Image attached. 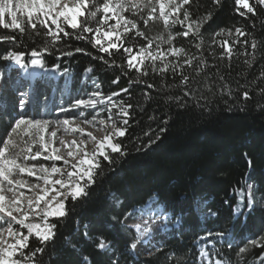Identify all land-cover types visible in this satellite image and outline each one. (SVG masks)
I'll return each instance as SVG.
<instances>
[{
    "label": "trees",
    "instance_id": "trees-1",
    "mask_svg": "<svg viewBox=\"0 0 264 264\" xmlns=\"http://www.w3.org/2000/svg\"><path fill=\"white\" fill-rule=\"evenodd\" d=\"M249 4L256 7L257 15H241L246 9L236 0H220L219 4L190 0L185 8L191 20L211 13L202 23L200 36L176 39L177 48L195 57L192 66L184 62L186 56L171 57L168 62L181 67L176 73L169 67L161 74L153 72L150 61H145L148 75L139 77L143 81L139 84H129L138 73L127 67L123 49L119 53L112 50V56L98 52L88 40L75 38L77 30L66 27L73 35L61 34L51 54H43L45 70L31 65L30 53L42 51L47 38L35 35L36 30L27 25L25 34L0 27V36H15L17 40L15 44L0 42V79L14 67V61L2 59L3 55L22 52L30 75L20 81L24 88H34L37 97H49L54 103L61 99L63 104L72 105L93 92L107 97L128 88L113 100L133 105L128 131L119 138L127 154L121 157L113 153L112 164L102 161V170L87 188L88 194L75 202L69 200L68 214L52 220L57 225L56 235L43 245L45 252L38 254L42 264H84L85 256L88 264H111L114 258L119 264H215L216 260L223 264H264V247L249 244L246 253L237 255L250 239L264 237V7L256 0H249ZM91 24L96 26L95 21ZM236 27L247 34L237 37L238 43L231 42V58L224 46L211 47L206 53L200 50L207 33L221 29L235 33ZM253 40L258 45L255 51ZM146 43L134 33L126 34L125 46L138 48ZM76 48L86 52H75ZM62 51L74 54L63 56ZM99 56L115 64L94 58ZM156 66L160 67V61ZM89 67L91 72L87 71ZM181 70L189 76V83L196 85L192 97H185L177 86ZM45 71H53V75L46 77L44 85L33 86L37 75ZM147 84L155 87L148 88ZM244 92L249 93V99H243ZM3 103L7 107L8 102ZM115 111H105L106 117ZM151 140L155 143L147 146ZM248 184L255 187V201L250 208L247 196L241 203L238 195L239 191L247 193ZM155 198V208L163 209L171 229L154 253L139 257L129 247L136 234L123 221L128 213L144 208ZM215 233L225 235L221 238ZM100 237L109 243V250L96 248ZM202 245L210 253V263L201 261ZM37 246L38 241L32 237L30 247Z\"/></svg>",
    "mask_w": 264,
    "mask_h": 264
},
{
    "label": "snow or ice",
    "instance_id": "snow-or-ice-1",
    "mask_svg": "<svg viewBox=\"0 0 264 264\" xmlns=\"http://www.w3.org/2000/svg\"><path fill=\"white\" fill-rule=\"evenodd\" d=\"M189 3L190 0H0V27L12 31L18 30L21 34H25L27 25L28 29L36 30L35 35L47 38L42 51L37 49L30 53L31 65L41 69H45L43 54L50 53V50L61 40V34L63 36L73 35L65 30L66 27L77 30L75 38L88 40L98 52L112 56L114 55L112 50L119 53L123 49L127 54V67L134 68L138 73L137 78L129 80V84H139L143 82L139 77L148 75L145 61H150L149 66L153 72L158 71L161 74L167 72L169 67L173 73H176L181 67L178 63L166 62L169 55L186 56L188 58L184 62L192 66L195 57H189L182 47L173 46V41L177 36L187 37L190 33L199 36L200 25L210 18L211 13L197 20H191L190 12L184 8ZM213 3L219 4L220 0H213ZM236 4L246 9V13H241V15L246 16L247 13L257 15L256 7L250 5L249 0H236ZM256 4L264 7V0H256ZM145 9H148L146 18L140 15ZM182 9L183 18L181 19ZM128 12L133 16H139L145 27L149 21L159 18L163 21L165 30H168L170 25L176 24H186V30L175 34L168 31L167 38L163 35L149 38L140 30L136 20L125 15ZM98 16L99 19H97ZM173 16L175 19H172ZM5 17H9L10 22H6ZM80 17L83 19H79ZM92 21H95V27L92 26ZM109 21H115V23L110 24ZM40 29H46V31L41 32ZM130 32H134L136 37H141L147 43L138 48L133 44L125 46L126 34ZM224 32L225 29H221L215 33V36H220ZM86 33L95 35L86 36ZM228 34L232 35L231 30H228ZM235 34L239 38L247 33L240 27H236ZM3 41L17 43L16 37L10 35L0 36V42ZM104 41L107 43L105 44ZM238 42L239 39L234 40L233 44ZM162 43L168 44L169 47L162 49ZM220 44L225 46L228 41H221ZM251 47L254 51L257 49L258 45L255 40L252 41ZM134 48H136L135 51ZM75 52H86V50L76 48ZM225 52L231 58V47H226ZM73 54V51L61 52L63 56ZM23 57L22 52L10 51L3 55L2 59L14 61L21 68H26ZM94 58L104 60L103 56ZM157 61H160L159 68L156 66ZM104 62L115 64L114 60L111 62L104 60ZM204 63L205 61L202 60L201 64ZM87 71L91 72L92 68L89 67ZM180 76L181 79L177 86L181 87L183 95L185 97L194 96L196 85L189 83V76L184 75L182 70ZM113 83H118V80H114ZM147 87L154 88L155 86L147 84ZM121 92H128V88L113 92L107 97L101 92H93L87 99H77L71 105V108L85 110L97 109L98 105H103L104 111L108 113L116 109L115 113L108 115L106 119L100 116L99 111L90 112L91 119L84 117L81 112L77 117L80 120L79 124L75 119L67 118L49 120L19 117L14 120L6 136L0 139V264H42L38 254L45 252L43 245L53 240L56 235L57 225L52 220L63 218L68 214L67 202L69 200L75 202L88 194L87 188L95 183L98 170H102V161L112 164L114 163L113 153H119L121 157L127 154L119 138L124 137L128 131L127 125L133 105L123 100H113V97L120 96ZM261 95H264V88L261 89ZM242 97L245 100L250 98L248 92H244ZM176 99L179 100V97ZM26 103L27 101L20 100L18 107L21 112L24 111ZM61 111H68V109L62 108ZM70 125L75 126L70 127ZM81 125H87L101 132L102 135L98 137L93 132L86 131ZM50 128L51 131H49ZM60 129H63L65 133H79V136L71 142H66L57 136ZM158 139L159 136L155 138V140ZM57 140L60 146L54 147ZM155 140H151L147 146L155 143ZM89 143L93 145L91 150L88 147ZM39 160L53 163L48 166L29 163V161ZM55 161H62L64 167H57ZM247 163L251 167L250 158ZM26 177L35 178V182H30ZM238 195L241 203L247 196V207L250 208L254 199L253 185L247 186V193L239 191ZM152 204L154 201L145 206V209L150 212L147 219L141 217V222L130 225L136 233L135 239L129 245L132 250L137 248L144 236L150 234L151 223L157 220L166 222L168 219L163 210L153 209ZM145 209L140 211L143 212ZM136 211L134 209L127 216L135 218ZM236 211H239V206ZM14 225H19V228ZM85 235L87 236V232ZM208 235H213V233ZM215 235L223 238L225 234L215 233ZM32 237L38 241L39 246L30 247ZM249 244L254 247H264V237L250 239L248 244L239 248L237 255L241 256L246 253ZM95 246L101 251H107L110 248L109 243L103 237L98 238ZM231 246L229 243V247ZM26 249L28 251H25ZM200 256L204 260L210 259V253L203 249L200 251ZM88 260L87 256L83 257L84 264H88ZM111 264H119L118 259H112ZM215 264H223V262L216 260Z\"/></svg>",
    "mask_w": 264,
    "mask_h": 264
},
{
    "label": "rangeland",
    "instance_id": "rangeland-1",
    "mask_svg": "<svg viewBox=\"0 0 264 264\" xmlns=\"http://www.w3.org/2000/svg\"><path fill=\"white\" fill-rule=\"evenodd\" d=\"M185 7L186 5L184 6V8ZM147 12H148V9H145L144 12L140 13V15L145 16L146 18ZM125 15L133 20H136L140 30H142L149 38L157 37L158 35H163L165 38H167L168 31H171L173 34H175V33H180L186 30V24L185 25L176 24L174 26L170 25L169 29L165 30L163 21L160 20L159 18L155 19L154 21H149L147 27H145L143 20H141L139 16H133L130 12L125 13ZM156 15L158 17V8H157ZM180 16L182 19L183 9L180 12ZM81 18L82 17H80L79 19ZM172 19H175V17L173 16ZM5 20L6 22H10L9 17H5ZM109 23L114 24L115 21H109ZM201 29H202V24L200 25L199 36L200 34H202ZM130 33H134V32H130ZM215 33L217 32L207 33L208 37L206 38L205 36L203 37L204 40L202 41V44L199 47L201 51L206 53L211 47H221L220 42L225 41V40L228 41V44L225 45L224 47L225 48L231 47V42L237 39V35L235 33H232V35H229L228 32L225 31L220 36H215ZM191 36H195V35L190 33L187 37L177 36L176 39H180V38L186 39ZM176 39L173 41V46L175 47H176L175 45ZM214 40L216 42H214ZM157 42L159 43V41ZM153 47H155V45ZM168 47H169L168 44H163V43L161 44L162 49H167ZM171 57H175V56L169 55L167 57L166 62H168ZM20 69L21 67L14 62V67L0 79V139L6 136V133L10 130L14 120L19 117H24L26 119H29V118L42 119L43 118V119H49V120H56V119L63 120L67 118V119H75L76 123L79 124L80 120L77 119V117L80 116L81 112H83L84 117L91 119L92 117L89 115V113L90 112L95 113L96 111H99L100 116L102 118H105V119L107 118L105 115L103 105H98L97 109H92V110L74 109V108H71L70 104H63L61 99H59L58 101L54 103L51 101V98L49 97H46V96H44L43 98L37 97L35 95L34 88H27V89L24 88V83L20 81L21 75H23L21 74V72H19ZM46 77L47 76L45 75V73L38 74L36 77L37 78L36 84L33 83V86L36 85V87H38V86L44 85L45 82L47 81ZM55 86L56 84L53 83L52 84L53 89H55ZM62 92L63 93L66 92L65 88L62 89ZM88 96L84 97L83 99H87ZM22 99L27 101L23 112H21L18 107L19 102ZM3 101L8 102L7 107H5V104L3 103ZM62 108L68 109V111H61ZM3 124H5L6 127L3 126ZM74 126L75 125H70V127H74ZM81 127H84L86 131L93 132L98 137L102 135L101 132L96 131L95 129L87 125H81ZM51 130L52 129L50 128L49 131ZM57 136L59 137V139H63L66 142H71L73 139H76L79 136V133H72V132L65 133L63 129H60L57 132ZM53 146L59 147L60 146L59 141L57 140V143ZM88 147H89V150H91L93 145L89 143ZM29 163L44 164L45 166H48L53 162L39 160V161H29ZM54 163L56 164L57 167H61V168L64 167L62 161H55ZM26 179H28L30 182H35V178L33 177H26ZM254 201H255V187H254L253 202ZM152 208L154 209L153 204H152ZM140 210L141 209L136 211L135 218H133L132 216H127V218H130V220L129 222H126L125 221L126 218H125V220L123 221V225L127 227L128 229L133 230L130 227L131 224L141 222V217H143L144 219H147L150 212L147 209H145L143 212H141ZM3 226L6 227V225H3ZM14 227L19 228V225H14ZM151 229L152 230L150 234L144 236L141 242L137 245V248L135 250H132L136 256L149 257L153 253L154 249L156 248V245L152 249L147 248V246L144 243L145 239L151 238L154 241H157L156 244H158L163 239L165 233L169 231L171 228L167 223H164L161 220H157L155 223H151ZM202 249H204V245H202ZM201 261L204 263H210V260H204L202 257H201Z\"/></svg>",
    "mask_w": 264,
    "mask_h": 264
},
{
    "label": "bare ground",
    "instance_id": "bare-ground-1",
    "mask_svg": "<svg viewBox=\"0 0 264 264\" xmlns=\"http://www.w3.org/2000/svg\"><path fill=\"white\" fill-rule=\"evenodd\" d=\"M165 213V212H164ZM166 215V214H165ZM130 218H127L125 221L129 222ZM145 245L147 246V248L152 249L155 245H157V241H154L151 238H146L144 241Z\"/></svg>",
    "mask_w": 264,
    "mask_h": 264
}]
</instances>
